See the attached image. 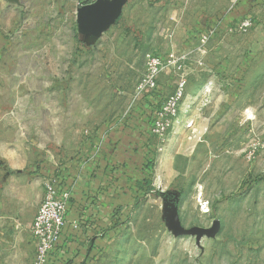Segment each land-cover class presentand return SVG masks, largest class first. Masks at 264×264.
<instances>
[{
	"label": "rangeland",
	"instance_id": "1",
	"mask_svg": "<svg viewBox=\"0 0 264 264\" xmlns=\"http://www.w3.org/2000/svg\"><path fill=\"white\" fill-rule=\"evenodd\" d=\"M108 1L123 0H0V98L35 102L2 109L17 110L9 112L16 123L24 118L23 141L36 152L29 175L63 177L98 132L151 152L132 214L108 247L91 246L78 264H264V0H126L87 44L78 11ZM246 19L250 30H236ZM170 54L185 59L164 69L151 103L139 90L148 55ZM183 77L161 144L153 121ZM44 183L39 202L21 204L11 182L4 188L7 264L33 262L30 228Z\"/></svg>",
	"mask_w": 264,
	"mask_h": 264
},
{
	"label": "crops",
	"instance_id": "2",
	"mask_svg": "<svg viewBox=\"0 0 264 264\" xmlns=\"http://www.w3.org/2000/svg\"><path fill=\"white\" fill-rule=\"evenodd\" d=\"M86 7L79 9L76 24L79 37L87 44H91L110 28L123 6L109 1L106 4ZM18 87L19 90L26 91L23 85ZM156 98L158 97H151L150 102H154ZM34 105L35 102L30 98H21L14 94L11 98H0V172L2 174L0 198L2 201L6 197L4 188L10 182V186L17 188L21 204L33 197L39 202L42 196L41 184L43 185L45 178H36L35 174L29 175V171L34 169L36 152L23 141L28 135L25 126L22 125L24 118L20 116L22 121L16 123L9 114L18 116L19 114H15L17 110L9 111L10 113L2 111L3 108H26ZM141 133L146 140V130ZM116 135L118 134L104 137L98 132L89 142L91 146L89 151L72 160L67 170H64L63 179L71 190L72 199L67 206L66 225L59 246V249L66 252V257L57 264H78L91 246L108 247L120 229V220L132 214L131 209L140 192L136 184L145 179L149 173L145 167V160L151 152L148 147H142L141 144V149L139 148L137 152L134 148L125 149L129 145ZM100 143V150L92 148ZM11 172H16V175L12 177ZM34 256L35 250L33 260ZM0 261L7 262L5 259Z\"/></svg>",
	"mask_w": 264,
	"mask_h": 264
},
{
	"label": "built area",
	"instance_id": "3",
	"mask_svg": "<svg viewBox=\"0 0 264 264\" xmlns=\"http://www.w3.org/2000/svg\"><path fill=\"white\" fill-rule=\"evenodd\" d=\"M252 27L249 19L243 20L236 30L247 32ZM205 40L208 37H204ZM185 56L170 54L167 59L159 55H148L146 74L140 82L139 90L144 94L156 97L159 91V79L166 67H175L182 63ZM186 78L178 81L174 95L162 102L161 108L153 121V134L161 144L166 140L169 130L174 124L180 101L186 90ZM72 193L63 177L49 175L44 183V195L38 213L31 228V236L35 244V256L32 264H57L65 259L66 252L59 249L63 229L66 225L67 206L71 202Z\"/></svg>",
	"mask_w": 264,
	"mask_h": 264
},
{
	"label": "water",
	"instance_id": "4",
	"mask_svg": "<svg viewBox=\"0 0 264 264\" xmlns=\"http://www.w3.org/2000/svg\"><path fill=\"white\" fill-rule=\"evenodd\" d=\"M109 2V1H108ZM108 2H106V3H108ZM113 3H116V4H118V5H120V6H123V4L126 2V0H123V1H120L119 3H117V2H114V1H112ZM106 3H103V4H106ZM87 8V7H86Z\"/></svg>",
	"mask_w": 264,
	"mask_h": 264
}]
</instances>
